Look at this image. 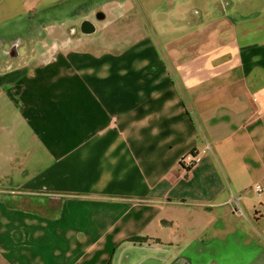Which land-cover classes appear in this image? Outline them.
Returning <instances> with one entry per match:
<instances>
[{
	"label": "crops",
	"instance_id": "crops-1",
	"mask_svg": "<svg viewBox=\"0 0 264 264\" xmlns=\"http://www.w3.org/2000/svg\"><path fill=\"white\" fill-rule=\"evenodd\" d=\"M197 1L0 0V264H264V0Z\"/></svg>",
	"mask_w": 264,
	"mask_h": 264
},
{
	"label": "built area",
	"instance_id": "built-area-1",
	"mask_svg": "<svg viewBox=\"0 0 264 264\" xmlns=\"http://www.w3.org/2000/svg\"><path fill=\"white\" fill-rule=\"evenodd\" d=\"M205 153V151L196 153L195 151H190L187 154H185L181 159H180V164L182 165V167L186 170L189 171L194 164L196 163V161L198 160L199 157L203 156ZM254 189L257 193L258 196H262L263 195V187L261 184L256 183L254 185Z\"/></svg>",
	"mask_w": 264,
	"mask_h": 264
},
{
	"label": "rangeland",
	"instance_id": "rangeland-1",
	"mask_svg": "<svg viewBox=\"0 0 264 264\" xmlns=\"http://www.w3.org/2000/svg\"><path fill=\"white\" fill-rule=\"evenodd\" d=\"M164 2L165 0H160V3H159V6L162 8L163 5H164ZM179 6L177 8L178 11H183V7H184V10H187L188 8H192L193 6H196V7H203V4H200L197 0H190L188 2V4H185L183 5L184 3V0H179ZM21 35V31L20 29H16L14 35H12L10 38H12L13 40L17 37V36H20ZM160 49L162 50V47L161 45L159 46Z\"/></svg>",
	"mask_w": 264,
	"mask_h": 264
}]
</instances>
